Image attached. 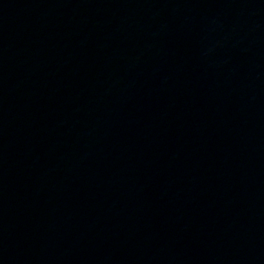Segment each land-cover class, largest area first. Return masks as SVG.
I'll return each mask as SVG.
<instances>
[{
	"label": "water",
	"instance_id": "water-1",
	"mask_svg": "<svg viewBox=\"0 0 264 264\" xmlns=\"http://www.w3.org/2000/svg\"><path fill=\"white\" fill-rule=\"evenodd\" d=\"M37 264H264V0H105Z\"/></svg>",
	"mask_w": 264,
	"mask_h": 264
}]
</instances>
